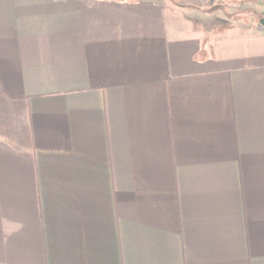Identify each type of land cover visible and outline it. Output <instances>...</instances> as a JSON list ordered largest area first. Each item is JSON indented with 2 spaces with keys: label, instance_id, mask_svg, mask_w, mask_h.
Instances as JSON below:
<instances>
[{
  "label": "crops",
  "instance_id": "crops-1",
  "mask_svg": "<svg viewBox=\"0 0 264 264\" xmlns=\"http://www.w3.org/2000/svg\"><path fill=\"white\" fill-rule=\"evenodd\" d=\"M236 1L0 0V264H264V31Z\"/></svg>",
  "mask_w": 264,
  "mask_h": 264
},
{
  "label": "rangeland",
  "instance_id": "rangeland-1",
  "mask_svg": "<svg viewBox=\"0 0 264 264\" xmlns=\"http://www.w3.org/2000/svg\"><path fill=\"white\" fill-rule=\"evenodd\" d=\"M217 1H220V0H217ZM236 2H237V4H240V5L243 4V3H246L247 5H246V7H241L240 6L239 9L233 10L232 13H229L230 16H232V18H234L236 21H242L247 16H248V18H251L252 16L255 15V17L257 18L256 19L257 21H256L255 25H257L256 27H258V23H259L258 20L262 16L264 17V0H237ZM201 11H202V13L209 12V14L207 15L208 16L207 19L204 21V23H202L199 26V28L202 31L207 29V31L212 32V30L215 27L212 28V29H209V27H208L209 25H206L205 22L208 21L210 23L211 21H213L211 18L215 19L214 18L215 16L218 17V18H216V20H218L220 18L219 14L214 13L212 11V9H207V8H205V9L203 8V10H201ZM239 30H241L240 27L237 29V31H239ZM213 32L215 33V31H213ZM244 38H246V36H244ZM240 40L243 41L242 37H240ZM226 45H227V50L233 48V49H236L237 51H239V50L241 51V49H242V47L236 46V45H238V43H236V42L233 43L232 45H230V44H226ZM255 47H256V50L264 48V42L263 43H258V40H257V43H256Z\"/></svg>",
  "mask_w": 264,
  "mask_h": 264
},
{
  "label": "water",
  "instance_id": "water-1",
  "mask_svg": "<svg viewBox=\"0 0 264 264\" xmlns=\"http://www.w3.org/2000/svg\"><path fill=\"white\" fill-rule=\"evenodd\" d=\"M258 29L264 31V17H262L260 20H259V23H258Z\"/></svg>",
  "mask_w": 264,
  "mask_h": 264
}]
</instances>
